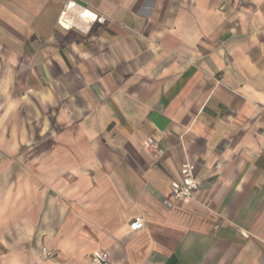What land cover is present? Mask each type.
<instances>
[{"label": "crops", "instance_id": "1", "mask_svg": "<svg viewBox=\"0 0 264 264\" xmlns=\"http://www.w3.org/2000/svg\"><path fill=\"white\" fill-rule=\"evenodd\" d=\"M85 1L113 20L0 0V129L12 96L51 103L2 187L0 264H264V0ZM186 162L201 187L179 201Z\"/></svg>", "mask_w": 264, "mask_h": 264}, {"label": "built area", "instance_id": "2", "mask_svg": "<svg viewBox=\"0 0 264 264\" xmlns=\"http://www.w3.org/2000/svg\"><path fill=\"white\" fill-rule=\"evenodd\" d=\"M113 20L106 13L93 8L85 0H66L59 17V22L65 27L83 30L93 24L104 25ZM146 145L153 151L158 152L157 143L147 141ZM181 179L173 180L171 183V195L179 200L184 201L192 198L196 190L201 187V181L195 176L190 163L186 162L182 165ZM144 226L143 217H137L132 223L131 228L134 230ZM47 257H52L53 253L46 252ZM88 264H113L109 253L104 249H97L90 255Z\"/></svg>", "mask_w": 264, "mask_h": 264}, {"label": "rangeland", "instance_id": "3", "mask_svg": "<svg viewBox=\"0 0 264 264\" xmlns=\"http://www.w3.org/2000/svg\"><path fill=\"white\" fill-rule=\"evenodd\" d=\"M78 40H81L82 37L79 35L76 36ZM27 67H29V63H26ZM28 69V68H27ZM27 83H30L31 81L27 80ZM22 90V89H21ZM27 100V108L23 111H12L11 112V120L9 122V127H6L5 129H0V171L1 169L5 168V163L1 159L2 156L7 155L10 153V155H13V160H9V164L11 162V169H10V175L5 177L3 179L0 176V194L2 192V187L4 183L11 180V182H14V180L17 179L18 175L23 174V162L18 158V152H24L33 147V141L29 143L22 144L21 146L17 145L18 141L20 139H23L24 137H34L33 134L36 131V125L37 128L40 126V122L42 118H50V111H51V103L50 100L47 98V96H44L43 98L35 97L34 95L31 96H12L11 102L16 107L18 104H23L24 101ZM22 107V105H21ZM26 124L29 125V127L26 128ZM36 124V125H35ZM38 130V129H37ZM21 163V164H20ZM9 167V168H10ZM2 196V194L0 195ZM1 200V197H0ZM16 210H12V214H15ZM14 226V225H12ZM12 235V234H11ZM12 241L13 237L11 236ZM45 255L48 250L45 248L43 249ZM51 252V251H50ZM53 253V252H52ZM54 256V253H53ZM52 256V257H53Z\"/></svg>", "mask_w": 264, "mask_h": 264}]
</instances>
